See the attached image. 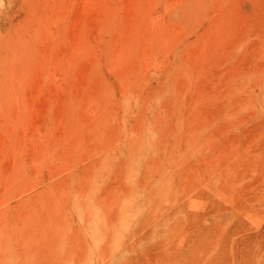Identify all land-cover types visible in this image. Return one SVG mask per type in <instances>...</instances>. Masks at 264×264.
Instances as JSON below:
<instances>
[{"label":"rangeland","instance_id":"1","mask_svg":"<svg viewBox=\"0 0 264 264\" xmlns=\"http://www.w3.org/2000/svg\"><path fill=\"white\" fill-rule=\"evenodd\" d=\"M0 264H264V0H0Z\"/></svg>","mask_w":264,"mask_h":264},{"label":"bare ground","instance_id":"2","mask_svg":"<svg viewBox=\"0 0 264 264\" xmlns=\"http://www.w3.org/2000/svg\"><path fill=\"white\" fill-rule=\"evenodd\" d=\"M232 168H234V167H232ZM232 168H231V170H233ZM228 170H229V169H228ZM235 171H236V168L234 169V173H233V174L237 173V171H236V172H235ZM225 173H226V172H225ZM221 174H222V173H221ZM227 174H228V173H227ZM235 175H236V174H235ZM222 176H225V178L227 177L226 175H222ZM230 176H231V175H230ZM228 177H229V174H228ZM228 177H227V178H228ZM234 177H235V176H234ZM223 178H224V177H223ZM227 178H226V180H227ZM232 179H233V176H232ZM224 181H225V180H224ZM227 181H228V180H227ZM229 181H232V180L230 179ZM228 183H229V182H227V183L225 182V184H227L226 187H227L228 185H229L228 187H230L231 182H230L229 184H228ZM223 184H224V182H223ZM225 184H224V187H225ZM222 187H223V185H222ZM222 187H221V188H222ZM224 187H223V189L226 190V189H225L226 187H225V188H224ZM228 187H227V188H228ZM230 188H231V187H230ZM223 189H222V190H223ZM219 190H220V189H219ZM217 191H218V190H217ZM232 191H233V190H232ZM232 194H233V192H232ZM242 196H243V195H242ZM234 198H235V197H234Z\"/></svg>","mask_w":264,"mask_h":264}]
</instances>
